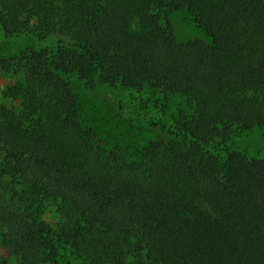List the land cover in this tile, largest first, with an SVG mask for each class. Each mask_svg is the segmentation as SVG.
<instances>
[{"label":"trees","instance_id":"trees-1","mask_svg":"<svg viewBox=\"0 0 264 264\" xmlns=\"http://www.w3.org/2000/svg\"><path fill=\"white\" fill-rule=\"evenodd\" d=\"M0 30L51 41L0 54V264H264V159L228 145L264 129V0H0ZM69 74L190 111L124 159Z\"/></svg>","mask_w":264,"mask_h":264},{"label":"rangeland","instance_id":"rangeland-1","mask_svg":"<svg viewBox=\"0 0 264 264\" xmlns=\"http://www.w3.org/2000/svg\"><path fill=\"white\" fill-rule=\"evenodd\" d=\"M175 37L179 42L199 39L209 42V37L191 21L185 11L170 13ZM56 37H52L54 40ZM38 44L28 36H20L12 40H4L0 30V54L10 56L25 47L38 48L50 43ZM81 111V117L87 126H94L98 133L110 144L120 145L121 157L131 156L134 147L144 145L150 139H164L165 133L153 121L168 117L178 111L189 112L185 98L179 94L169 95L164 108L152 105V99L142 106L140 98L134 93L112 88L102 84L86 85L78 80L75 74L65 76ZM8 84L7 77L0 71V91ZM1 95V94H0ZM0 102H2L0 96ZM189 110V111H188ZM230 147L243 148L251 157L264 159V129L254 127L250 130L238 131L228 142ZM132 150V151H131ZM0 250V257L6 258Z\"/></svg>","mask_w":264,"mask_h":264}]
</instances>
